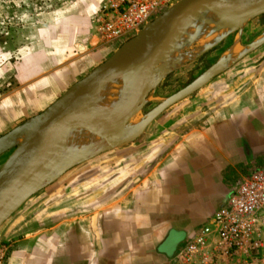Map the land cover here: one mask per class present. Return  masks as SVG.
Segmentation results:
<instances>
[{"label": "crops", "instance_id": "1", "mask_svg": "<svg viewBox=\"0 0 264 264\" xmlns=\"http://www.w3.org/2000/svg\"><path fill=\"white\" fill-rule=\"evenodd\" d=\"M102 1L76 0L67 27H58L53 34L57 39L47 41L49 49L43 50L41 38L25 51L18 87L0 97V133L44 110L107 55L104 48L90 45L91 16ZM240 40L236 31L228 33L211 49L188 59L206 56L209 68L232 51L243 52L207 84L155 118L141 138L125 148L130 150L116 152L117 169L99 177V193L90 196L97 187L90 183L83 189V196L94 199L82 202V216H75L76 204L69 207L72 216L66 220L65 237L63 223L52 226L51 235L35 240L18 239L17 230L1 232L0 242L12 246L4 264H139L138 247L123 252L124 243L139 244L133 237L124 242V228L152 230L151 238L155 230H160L158 236L168 230L166 238L172 228L184 229L189 238L196 228L180 225L175 212L187 210L189 201L198 199L217 205L216 210L226 201L230 182L264 165V44L246 51ZM205 41L193 43L183 54L196 51ZM226 41L228 47L214 51ZM114 93L107 116L117 113L114 103L119 96L114 99ZM135 122L124 127L121 136ZM111 159L100 164L110 165ZM156 252L158 258L153 245L146 248L145 264H168L170 257Z\"/></svg>", "mask_w": 264, "mask_h": 264}, {"label": "water", "instance_id": "2", "mask_svg": "<svg viewBox=\"0 0 264 264\" xmlns=\"http://www.w3.org/2000/svg\"><path fill=\"white\" fill-rule=\"evenodd\" d=\"M263 13L264 0H177L70 84L44 110L2 134L0 156L13 149L0 166V225L31 194L75 165L117 145L132 143L161 113L216 77L243 52L234 54L232 51L229 57L217 61L189 84L164 98L140 120H134L151 91L168 74L189 62V58L217 45L228 33L236 31L240 34L248 19ZM215 35L218 38L211 41ZM201 40L206 41L196 51L183 54L184 49ZM263 42L264 33L245 45V50H252ZM180 59L184 61L178 64ZM117 74L122 83L132 85L125 108L114 116H93L95 91ZM133 121L136 124L130 133L121 136L120 130ZM76 129L99 138L104 147L91 151L84 145L58 141L60 135ZM172 234L170 232L157 247L158 252L171 256L169 241Z\"/></svg>", "mask_w": 264, "mask_h": 264}, {"label": "rangeland", "instance_id": "3", "mask_svg": "<svg viewBox=\"0 0 264 264\" xmlns=\"http://www.w3.org/2000/svg\"><path fill=\"white\" fill-rule=\"evenodd\" d=\"M75 2L76 0H0V97L18 87L19 84L16 77L19 74L20 64L23 61L25 51L29 52V50H32L30 46L36 44L37 40H41V38L45 42L43 50L46 51V49H49L47 41L57 39L53 34H56L58 27L59 29L67 27V19L69 15L72 16ZM263 33L264 13L245 22L240 32V44L247 45ZM229 44L230 41H226L214 48V51L225 49ZM110 54L107 53L100 62ZM209 65L210 59L204 56L184 63L173 70L151 91L134 120H140L143 115L148 113L164 98L189 84ZM22 122L19 121L5 132H1L0 136ZM143 133L134 141L139 140ZM131 144L117 145L105 151L106 153L102 152L75 165L58 179L39 189L36 193L31 194L3 221L0 225V233H10L13 230H17L18 239L26 237L27 240H35L42 236L51 235V227L57 225V223H63L62 232L65 237L66 220L68 216H72L70 215L69 207L76 204L75 216H82V202L94 199V197L90 196L97 195L100 191L98 186L99 177L117 169L114 165L116 152L120 154L121 148H129ZM12 149H8L0 156V166L9 156ZM127 156L129 157L130 155H124V157ZM106 157L112 158L110 160L111 164H100ZM89 178H92L91 181ZM238 182L239 180L230 182L227 186L226 198L229 197L231 189H235ZM89 183L91 186L97 185V187H95L90 196L85 197L82 195L83 189L88 188ZM216 207L217 205L215 204L201 202L198 199L197 201H189L187 210L183 211V208H181L182 211L175 212V214L180 216L178 222L180 225L194 227L196 231L203 225V221L207 217L210 218L212 216L211 213ZM175 208L177 207L175 206ZM261 223L263 241L262 247L254 254L255 264H264V221L262 220ZM155 231V237L151 238L152 230L139 228L138 232H136L133 229L131 231V228H124V242L133 237V240L138 238L139 244L134 246L124 243L122 245L123 252H135L134 247H138L139 264H145L146 256L143 257L142 254L143 252L146 253V248L150 249L153 245L156 258H158L159 255L156 252V248L164 240L168 230H163V234L160 236H158V231L160 230ZM170 232L173 234L169 241V249L174 250L176 253L187 239L186 230L172 228ZM150 238L153 240V244ZM117 247L119 248L120 246L118 245ZM115 249L112 251H115ZM142 258L144 262H141Z\"/></svg>", "mask_w": 264, "mask_h": 264}, {"label": "built area", "instance_id": "4", "mask_svg": "<svg viewBox=\"0 0 264 264\" xmlns=\"http://www.w3.org/2000/svg\"><path fill=\"white\" fill-rule=\"evenodd\" d=\"M177 0H103L91 16L90 45L112 53ZM264 165L243 175L226 201L170 259V264H255L262 247ZM12 246L0 242V264Z\"/></svg>", "mask_w": 264, "mask_h": 264}, {"label": "bare ground", "instance_id": "5", "mask_svg": "<svg viewBox=\"0 0 264 264\" xmlns=\"http://www.w3.org/2000/svg\"><path fill=\"white\" fill-rule=\"evenodd\" d=\"M214 20L219 21V19L217 17H214ZM131 89H132V85L130 83L124 84L121 82L120 75H118V74L113 75L101 88L97 89L94 93L96 98H95V103H94L95 104V107H94V113L95 114L93 116L100 118V117H103L104 115H107L108 112L111 110L112 90L114 92H117V93L113 94L114 99L119 96L118 102H116L114 104L118 106L117 107V113L120 112L123 108H125L128 100H129V97L131 94ZM101 104H103V106L100 108ZM98 109H99V111L97 112ZM108 116H110V115H108ZM122 129L120 130V133H121ZM128 132L124 136H126L128 134ZM58 141H60L64 144H69V145L70 144L84 145V146L88 147V149L91 151L100 150L104 147L103 141H101L99 138L97 139V138L90 137V136L86 135L82 129H76L75 131H71V132H68L66 134L60 135L58 137Z\"/></svg>", "mask_w": 264, "mask_h": 264}, {"label": "flooded vegetation", "instance_id": "6", "mask_svg": "<svg viewBox=\"0 0 264 264\" xmlns=\"http://www.w3.org/2000/svg\"><path fill=\"white\" fill-rule=\"evenodd\" d=\"M159 245H160V244H159ZM159 245H158V246H159ZM158 246H157V247H158ZM156 249H157V248H156ZM160 253H161V252H160ZM174 253H175V251L173 250L171 256H169L170 258H169L168 264H170V259H171V257L174 255ZM163 254H165V256H168L166 253H163Z\"/></svg>", "mask_w": 264, "mask_h": 264}, {"label": "trees", "instance_id": "7", "mask_svg": "<svg viewBox=\"0 0 264 264\" xmlns=\"http://www.w3.org/2000/svg\"><path fill=\"white\" fill-rule=\"evenodd\" d=\"M256 252H257V251H256ZM256 252H255V253H256ZM255 253H254V254H255Z\"/></svg>", "mask_w": 264, "mask_h": 264}]
</instances>
